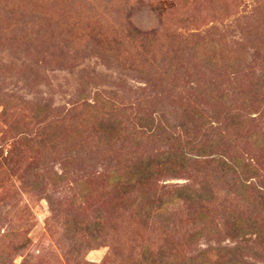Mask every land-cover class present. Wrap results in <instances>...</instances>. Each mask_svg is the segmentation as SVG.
I'll return each instance as SVG.
<instances>
[{
	"label": "rangeland",
	"instance_id": "rangeland-1",
	"mask_svg": "<svg viewBox=\"0 0 264 264\" xmlns=\"http://www.w3.org/2000/svg\"><path fill=\"white\" fill-rule=\"evenodd\" d=\"M0 264H264V0H0Z\"/></svg>",
	"mask_w": 264,
	"mask_h": 264
},
{
	"label": "trees",
	"instance_id": "trees-1",
	"mask_svg": "<svg viewBox=\"0 0 264 264\" xmlns=\"http://www.w3.org/2000/svg\"><path fill=\"white\" fill-rule=\"evenodd\" d=\"M109 106L108 104L104 106V110L108 109ZM109 122H111L109 119H108ZM113 122H117V120L115 119ZM117 124H119V122H117ZM107 127V126H106ZM105 127V128H106ZM104 129V128H103ZM164 130V129H162ZM205 149H208L207 147ZM226 150V149H225ZM220 160V163L222 165L223 168H225L226 172L232 174V175H237L238 177H241L242 178V181L239 182V185L244 186L247 179L246 177H249V173L251 171L250 169V164L240 160V159H237V158H234V157H230L229 155H227L226 152H220V154L218 155V158ZM157 163L158 165H163L164 161L162 160V158H146L145 160H143L142 162V165L141 166H137L136 169L135 167L133 168V170L129 173V176L126 177L125 179V182L126 181H136V180H139V182H141L142 180H147L150 176L149 172H152L153 171V167L155 164ZM153 173V172H152ZM112 177L114 179H119L120 177L117 176L116 174H113ZM237 178V177H235ZM181 189V190H180ZM175 191H177V193H175L174 195H171V198L173 200V198H181L182 200H189L190 201V204L192 205H199V203L204 200L203 197H200L199 195L195 194V195H191L190 194V191L186 193V189H185V195L183 193V189L180 188ZM173 191V192H175ZM185 197H184V196ZM159 199H161V197L159 196ZM163 203L162 200H157V205H160ZM198 207V206H196ZM206 206H204V209L206 210ZM207 216V212H201L200 213V217L202 219H205V217ZM200 222H203V220H201ZM205 222V220H204ZM207 222V221H206Z\"/></svg>",
	"mask_w": 264,
	"mask_h": 264
}]
</instances>
